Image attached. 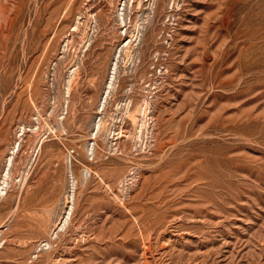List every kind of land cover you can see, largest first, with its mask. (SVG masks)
I'll use <instances>...</instances> for the list:
<instances>
[{"label":"rangeland","instance_id":"1","mask_svg":"<svg viewBox=\"0 0 264 264\" xmlns=\"http://www.w3.org/2000/svg\"><path fill=\"white\" fill-rule=\"evenodd\" d=\"M0 264H264V0H0Z\"/></svg>","mask_w":264,"mask_h":264},{"label":"bare ground","instance_id":"2","mask_svg":"<svg viewBox=\"0 0 264 264\" xmlns=\"http://www.w3.org/2000/svg\"><path fill=\"white\" fill-rule=\"evenodd\" d=\"M78 26V25H77Z\"/></svg>","mask_w":264,"mask_h":264}]
</instances>
